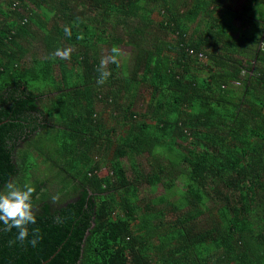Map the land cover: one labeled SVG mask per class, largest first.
<instances>
[{
  "label": "trees",
  "instance_id": "1",
  "mask_svg": "<svg viewBox=\"0 0 264 264\" xmlns=\"http://www.w3.org/2000/svg\"><path fill=\"white\" fill-rule=\"evenodd\" d=\"M10 180L36 223L0 264H264V0H0Z\"/></svg>",
  "mask_w": 264,
  "mask_h": 264
},
{
  "label": "clouds",
  "instance_id": "2",
  "mask_svg": "<svg viewBox=\"0 0 264 264\" xmlns=\"http://www.w3.org/2000/svg\"><path fill=\"white\" fill-rule=\"evenodd\" d=\"M65 34L71 35L70 30L66 27ZM71 48L57 49L53 56H58L61 59H70ZM111 55L105 56L101 59L100 68L98 71L100 75L97 79L98 85H103L107 82V78L110 76V72L106 70V66L109 63L117 64V57L120 54V49L117 46H113L111 49ZM35 192L34 186L25 182L22 186L15 181H8L4 185V189L0 190V222L3 223V231H11L13 228L18 230L16 239L23 242L29 236V225L36 223V213L33 206V193ZM51 200L56 203L60 200V193L52 195ZM57 222H60V218H56ZM33 238L29 241L32 246H36L40 239L39 228L32 230ZM15 241H10L14 243Z\"/></svg>",
  "mask_w": 264,
  "mask_h": 264
},
{
  "label": "rangeland",
  "instance_id": "3",
  "mask_svg": "<svg viewBox=\"0 0 264 264\" xmlns=\"http://www.w3.org/2000/svg\"><path fill=\"white\" fill-rule=\"evenodd\" d=\"M128 59H129L128 47H125V46L120 47V58H119L120 64H125L126 62H128ZM42 172H43V169L41 168L40 171L37 172V174L39 177L44 179L45 175ZM101 173L104 174V170ZM161 190H162V188L160 186L156 187L155 189H152V188L142 189L141 195L144 194L143 196H145V197L149 196L150 197L153 194H158Z\"/></svg>",
  "mask_w": 264,
  "mask_h": 264
},
{
  "label": "water",
  "instance_id": "4",
  "mask_svg": "<svg viewBox=\"0 0 264 264\" xmlns=\"http://www.w3.org/2000/svg\"><path fill=\"white\" fill-rule=\"evenodd\" d=\"M43 264V263H42Z\"/></svg>",
  "mask_w": 264,
  "mask_h": 264
}]
</instances>
